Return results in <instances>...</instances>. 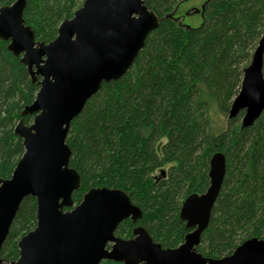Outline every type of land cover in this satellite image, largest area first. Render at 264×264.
<instances>
[{
  "label": "trees",
  "instance_id": "16d2710c",
  "mask_svg": "<svg viewBox=\"0 0 264 264\" xmlns=\"http://www.w3.org/2000/svg\"><path fill=\"white\" fill-rule=\"evenodd\" d=\"M16 1L0 0V7ZM84 1L27 0L25 24L37 42L49 44ZM143 1L160 26L128 73L104 83L70 126V166L82 182L73 201L79 205L95 188L122 190L143 216L122 222L115 235L131 240L143 227L155 243L176 249L192 231L181 218L183 203L208 190L211 159L223 153L226 175L197 252L226 258L249 239L264 241V113L243 129L242 112L215 135L199 85L228 115L264 36V0H204L197 28L183 25L180 6L187 0ZM40 81L0 38V181L11 179L25 153L15 129L20 121L33 123L23 111L35 101ZM36 226V199L27 197L2 248V264L19 259V241Z\"/></svg>",
  "mask_w": 264,
  "mask_h": 264
},
{
  "label": "water",
  "instance_id": "95a60500",
  "mask_svg": "<svg viewBox=\"0 0 264 264\" xmlns=\"http://www.w3.org/2000/svg\"><path fill=\"white\" fill-rule=\"evenodd\" d=\"M26 4L17 0L0 7V38L21 57L33 80L41 78L35 101L23 111V116L34 117L33 123L20 121L15 129L25 153L11 179L0 181V264L10 228L27 197L36 199L37 226L21 238L19 259L10 264H264V241L258 238L222 259L209 260L197 252L226 175L223 153L211 159L208 190L183 203L181 218L192 231L176 249H164L143 227L135 229L131 240L115 235L122 222L137 223L143 216L122 190L91 189L74 204L82 182L70 166V126L104 83L128 73L160 19L143 0H85L74 17L61 24L58 37L45 44L37 42L25 24ZM204 7L186 14L196 12L203 18ZM263 66L264 36L228 114L235 119L244 112L243 129L264 113Z\"/></svg>",
  "mask_w": 264,
  "mask_h": 264
},
{
  "label": "rangeland",
  "instance_id": "374dc122",
  "mask_svg": "<svg viewBox=\"0 0 264 264\" xmlns=\"http://www.w3.org/2000/svg\"><path fill=\"white\" fill-rule=\"evenodd\" d=\"M204 0H188L180 6V13L184 11H191L201 8ZM202 15L200 13H188L183 15V25L186 27L197 28L202 23ZM200 99L207 103V116L211 125V131L215 135H219L224 132L228 127V115L224 114L218 105V101L213 97L204 87L200 84Z\"/></svg>",
  "mask_w": 264,
  "mask_h": 264
},
{
  "label": "flooded vegetation",
  "instance_id": "af4514ba",
  "mask_svg": "<svg viewBox=\"0 0 264 264\" xmlns=\"http://www.w3.org/2000/svg\"><path fill=\"white\" fill-rule=\"evenodd\" d=\"M203 5H204V3H203ZM203 5H202V6H203ZM202 6H201V8H202ZM201 8H199V9H201ZM185 13H187V11H184V13H182V17H183V15H184Z\"/></svg>",
  "mask_w": 264,
  "mask_h": 264
}]
</instances>
